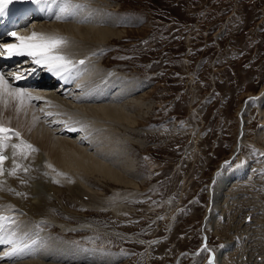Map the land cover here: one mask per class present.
<instances>
[{
	"label": "rangeland",
	"instance_id": "374dc122",
	"mask_svg": "<svg viewBox=\"0 0 264 264\" xmlns=\"http://www.w3.org/2000/svg\"><path fill=\"white\" fill-rule=\"evenodd\" d=\"M105 7L111 11L101 17L114 18L124 34L91 59H101V74L136 84V96H146L140 103L150 105L138 119L137 134L120 135L122 162L133 163L139 189L119 190L133 196L122 212L113 213L80 204L57 184L61 193L51 203L69 232L52 222L30 219L28 226L108 264H175L181 253L179 264H203L205 251L190 255L206 236L201 225L208 186L238 142L240 106L264 88V0H108ZM260 102L249 104L242 149L226 169L248 163L246 179L215 213V231L207 229L213 253L231 243L223 264H250L264 252V99ZM126 136L140 143L124 141ZM107 138L115 140L112 134ZM93 187L110 199L117 195L114 186ZM249 212L255 223L245 216Z\"/></svg>",
	"mask_w": 264,
	"mask_h": 264
},
{
	"label": "bare ground",
	"instance_id": "6f19581e",
	"mask_svg": "<svg viewBox=\"0 0 264 264\" xmlns=\"http://www.w3.org/2000/svg\"><path fill=\"white\" fill-rule=\"evenodd\" d=\"M106 2L108 0H70L72 5L78 6L72 8L73 15L64 20H57L56 15L59 14L64 0H42L38 6L46 9L47 17L43 21L32 20L29 28H24L18 33L22 37L31 36L36 32L65 38L67 44L63 47L62 54L71 59L75 68L70 76L66 75L63 79L47 68L41 71L44 78L53 76L59 83L43 79L36 90L21 88L36 99L31 101L25 99L20 104L14 99H9L5 103L4 99L0 98V125L20 134L19 139L13 135L7 143L18 144L23 140L36 149L35 151L23 149L27 153V158L19 154L15 157L16 163L21 166L15 176L7 174L13 167V150L9 147L4 152L8 159L4 162L5 174L0 176V215L8 216L13 221L9 228L16 233L22 247L25 245L23 241L29 243L19 255L11 259H0V264H47L43 262L44 260L51 262H48L49 264H62L64 260L69 264H108L101 258L91 256L89 258L87 254L75 253L72 249L62 246V243L58 246L60 244L52 242L50 240L52 238L47 240L43 234L32 231L28 222L30 219L36 224L52 222L60 226L62 233L69 232V226H65L68 223L62 225L56 218L57 207L51 203L55 194L58 196L61 193L54 188L57 184L62 183L70 197L80 204L106 208L112 212L115 210L116 213L122 212L121 205L128 197L133 196V193L121 196L119 190L132 188L137 192L135 190L139 189L133 163L129 161V166H126L125 162H122L123 153L119 146L123 140L120 139V135L122 132L130 136L136 135L139 120L148 114L150 105L140 103L143 101L141 97L146 96L145 94L136 96L135 90H138L136 84L128 82L121 75L101 74L98 69L101 67L99 65L101 59H91L94 52L102 49L103 45L121 39L124 34V31L116 28L117 21L114 18L107 21L101 17L111 11L105 7ZM100 11L103 14H100ZM13 43L17 41L14 40L11 44ZM80 61L84 63L81 64ZM29 65L33 68L38 66L32 63L30 58L24 66ZM88 69L90 73L87 74ZM2 73L12 87L19 88L15 85L16 81L11 79L12 72L4 70ZM262 93L264 88L252 96L256 99L251 103L259 105L264 99ZM248 107L249 103L241 105L237 112L240 131L238 142L230 156L234 153L237 155L242 149L245 113ZM14 118L16 121L12 122ZM107 134L115 136V140L110 141ZM101 141L102 147H98ZM124 141L140 143L128 136ZM229 166L217 168L207 189L209 204L203 220V231L206 236H202V239L206 238V247L207 229L214 228V231L216 229L213 226V221L216 224L215 213H218L232 197L234 198L229 191L239 186L248 174V163L234 166L227 171ZM25 168L26 172L23 170ZM97 184L114 186V193L117 195L112 199L106 197V194L103 196L102 192L95 191L93 186ZM66 215L73 218L71 214ZM245 216H250V222H256L252 219V213L249 212ZM2 246L0 256L9 251L8 246ZM230 248L231 243L227 241L216 253L211 251L212 263L223 264ZM198 255L191 257L195 258ZM12 259L15 260L13 262H24L13 263ZM40 259L43 260L37 261ZM250 264H264V252L257 254Z\"/></svg>",
	"mask_w": 264,
	"mask_h": 264
},
{
	"label": "snow or ice",
	"instance_id": "6c2138e0",
	"mask_svg": "<svg viewBox=\"0 0 264 264\" xmlns=\"http://www.w3.org/2000/svg\"><path fill=\"white\" fill-rule=\"evenodd\" d=\"M32 2L41 3L42 0H32ZM9 3H11V0H0V15L4 14ZM73 7L78 6L72 5L70 0H64L59 14L56 15V19L64 20L72 16ZM9 35L13 37L17 43L0 45V56L6 58H12L14 56L28 57L31 59L32 63L47 68L48 71L62 79L65 78L66 75L70 76L75 68L71 59L62 54V49L67 44L65 38L36 32H33L31 36L28 37H22L16 32L9 33ZM80 63L82 64L84 62L80 61ZM15 78L20 79L22 77L16 76ZM0 98H3L5 103H7L9 99H14L20 104H22L25 99L29 101L36 99L30 96L26 90L12 87L3 73H0ZM13 135L17 139L20 137L18 132L13 133L12 129L0 125V176L5 174L4 162L8 157L4 155V152L7 148L11 147L13 150V167L7 173L10 176H15L17 170L21 167L16 163L15 157L19 154L23 158H27V153L24 152L23 149H28L30 151L36 150L32 145L26 144L23 140H20L18 144L13 143L9 145L7 141H10ZM49 167H51V165H49ZM23 170L25 172L27 171L26 168ZM11 223H13V221H11L8 216L0 215V245L9 247V251L5 252L3 256H0V259H11L19 255L24 247L27 246H21V243L16 237V233L9 228ZM209 264H212L211 260H209Z\"/></svg>",
	"mask_w": 264,
	"mask_h": 264
},
{
	"label": "water",
	"instance_id": "95a60500",
	"mask_svg": "<svg viewBox=\"0 0 264 264\" xmlns=\"http://www.w3.org/2000/svg\"><path fill=\"white\" fill-rule=\"evenodd\" d=\"M255 99H256V97H248V98H246L245 99V101H244V105L245 104H247V103H251L252 101H255ZM242 124V123H241ZM241 126V125H240ZM235 157H236V153H234L232 156H230L226 161H224V162H222L221 164H220V169H222L223 167H227V166H229L232 162H233V160L235 159ZM203 227H204V223H202V225H201V232H202V234H203ZM202 249H205L208 253H209V257H208V259L205 261V263L204 264H209V260H211V251L206 247V238L205 237H203V244H202V246H201V248L198 250V252L200 251V250H202ZM184 253H182V254H180L178 257H177V259H176V261H175V264H178V262H179V260H180V258H181V256L183 255ZM195 254H197V252L195 253ZM194 254V255H195Z\"/></svg>",
	"mask_w": 264,
	"mask_h": 264
}]
</instances>
